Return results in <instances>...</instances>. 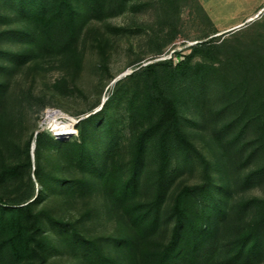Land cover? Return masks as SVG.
<instances>
[{
  "label": "trees",
  "instance_id": "obj_1",
  "mask_svg": "<svg viewBox=\"0 0 264 264\" xmlns=\"http://www.w3.org/2000/svg\"><path fill=\"white\" fill-rule=\"evenodd\" d=\"M128 1L0 0V25L11 27L0 36L20 46L0 55L11 66L56 56L76 66L83 26L114 8L122 11ZM201 51L191 49L172 69L170 62L140 67L115 83L99 111L77 121L76 138L37 134L32 161L26 144L23 161L0 166V264H54L59 257L65 264H256L263 257L264 199L237 205V216L256 211L244 227L229 219L228 187L216 184L211 172L219 164L196 154L174 90L161 84L158 68L169 69L166 78L175 80ZM201 69L193 70L194 78ZM133 81L132 89L121 91L122 83ZM120 106L123 117L117 118ZM192 154L205 181L182 185L168 199ZM55 201L60 205L54 211ZM80 202L92 205L67 220L58 217V209ZM99 222L110 224L109 233L89 236L88 225Z\"/></svg>",
  "mask_w": 264,
  "mask_h": 264
},
{
  "label": "rangeland",
  "instance_id": "obj_2",
  "mask_svg": "<svg viewBox=\"0 0 264 264\" xmlns=\"http://www.w3.org/2000/svg\"><path fill=\"white\" fill-rule=\"evenodd\" d=\"M10 28L1 24L0 33ZM19 47L0 36V52ZM76 48V66L62 56L11 66L0 55V166L23 161L26 144L32 161L37 134L56 141L76 138L77 121L99 111L117 81L152 63L170 62L172 69L199 48L205 51L194 54L185 76L169 81V69L158 68L161 84L170 93L174 90L181 124L196 154L219 164L211 172L216 184L224 181L228 187L229 219L244 227L256 216L255 208L241 216L235 212L241 202L264 199V171L248 180L264 168V90L255 94L264 88V0H130L122 11L114 8L105 19L87 22ZM201 67L194 78L193 70ZM134 83H122L121 91ZM122 108L114 110L117 118L123 117ZM56 126L69 130L58 138ZM191 159L168 199L182 185L205 181L194 154ZM153 163L150 149L148 169ZM59 205L53 203L54 211ZM90 205L61 207L57 215L67 220ZM108 228L103 222L88 225V235H106ZM54 264L65 260L59 257ZM256 264H264V252Z\"/></svg>",
  "mask_w": 264,
  "mask_h": 264
},
{
  "label": "bare ground",
  "instance_id": "obj_3",
  "mask_svg": "<svg viewBox=\"0 0 264 264\" xmlns=\"http://www.w3.org/2000/svg\"><path fill=\"white\" fill-rule=\"evenodd\" d=\"M70 125V124H68ZM71 127V125H70ZM68 127H65V126H56L54 129H53V133L55 134V137H58V138H62V137H59V136H64L67 132H68Z\"/></svg>",
  "mask_w": 264,
  "mask_h": 264
},
{
  "label": "water",
  "instance_id": "obj_4",
  "mask_svg": "<svg viewBox=\"0 0 264 264\" xmlns=\"http://www.w3.org/2000/svg\"><path fill=\"white\" fill-rule=\"evenodd\" d=\"M240 27V26H239ZM239 27L233 28L231 31L238 29Z\"/></svg>",
  "mask_w": 264,
  "mask_h": 264
}]
</instances>
